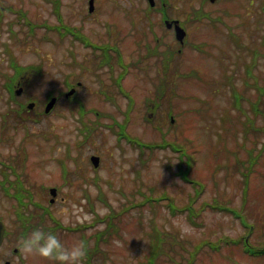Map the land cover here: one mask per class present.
<instances>
[{"label": "rangeland", "instance_id": "1", "mask_svg": "<svg viewBox=\"0 0 264 264\" xmlns=\"http://www.w3.org/2000/svg\"><path fill=\"white\" fill-rule=\"evenodd\" d=\"M180 1L176 11L183 17L194 3ZM0 2L4 8L0 13V183L1 179L20 181L17 188L7 187L6 195L0 184V214L10 212L14 231H20L15 224L22 217L27 218V235L35 225V229L54 233L66 247L82 243L83 264H147L155 228L169 232L155 264H184L197 249L193 264H264V254L251 256L243 239L248 233L252 245L264 240V150L247 188L241 174L249 155L257 153L264 141V103L259 100L257 108L252 106L257 96L264 100V0L218 2L222 16L226 5L239 13L226 19V24L220 23L225 33L232 27L230 37L221 34L213 40L217 32L208 25L191 23L181 52L170 55L165 87L157 91L158 96L162 52L169 44L178 45L158 24L159 39L146 31L143 35L139 21L132 32L123 34L122 65L104 54V45L103 50L93 46L104 44V13L81 18L80 8L87 7L83 0ZM104 2L108 0H97V9L104 10ZM8 6L26 10L33 27L18 19L19 10ZM75 10V17L68 13ZM80 20H84L80 34L86 35L89 44L67 33L60 37L55 27ZM130 26L125 23V30ZM146 42L155 53L145 55ZM11 56L20 64L42 67L40 75L14 98L3 87V75L12 70ZM246 63L252 65L250 75ZM122 72L121 85L129 95L115 82ZM78 80L80 103L63 95L50 112L42 113L49 91H66V82ZM11 84L9 77L7 88ZM150 98L158 102L153 112ZM26 99L37 102L36 115L24 110L20 117L9 113L2 126L1 113ZM130 99L133 104L127 114ZM120 124L146 144L160 141L162 135L183 143L195 156L189 174L204 183L202 191L196 195V184L177 173L180 157L185 159L179 150L169 144L150 149L132 143L118 133ZM91 154L99 156L96 167ZM51 186L57 192L49 202ZM29 191L32 201L22 197L25 204L21 203L17 194ZM163 194L166 197L159 199ZM192 197V209H178ZM111 208L119 211L116 217L95 218L104 217ZM109 221L114 228L106 230ZM245 223H254L252 231ZM227 237L232 242L220 241ZM240 237L238 243L233 242ZM19 240L11 239L10 244ZM214 243H220L219 247L213 248ZM3 253L11 264H53L40 257L12 254L9 249Z\"/></svg>", "mask_w": 264, "mask_h": 264}, {"label": "flooded vegetation", "instance_id": "2", "mask_svg": "<svg viewBox=\"0 0 264 264\" xmlns=\"http://www.w3.org/2000/svg\"><path fill=\"white\" fill-rule=\"evenodd\" d=\"M90 0H83L87 4V7L84 8L81 7L80 10L82 11L81 18L83 17H89L94 15L96 12L99 14L104 13V46L105 45H111L112 47H118L120 52L121 47L123 45L124 36L123 34H126L127 32H132L133 26L137 21H139V24L143 26H139V31H146L149 32L154 39H159L160 35L158 36L156 34V25L158 24L161 30H164L168 33V35H171L177 42L178 45L175 46V48L170 47V44L167 45V48L163 50L162 53L164 55H172L174 52H181L182 45H184L185 42H187V38L189 37L190 29L192 26H190L191 23H205L209 26L210 31L217 32L215 37L212 39H216L218 35L221 34H227L229 37L233 34L232 27H229V30L225 33L220 27L221 24H226V19H232L236 16L237 13H235V10H231L230 5H226L223 10L226 12L224 16L220 14V7H217L218 2L221 0H192V4L189 7V10L186 11L185 16H181L179 12L176 11L178 8L177 5H179L180 0H108V2H104V10H101V7H96L97 0H93L94 8L92 11L88 10ZM225 2H228L229 4L234 0H223ZM110 5H114L116 8L111 9ZM196 7V8H195ZM207 7V9H205ZM191 8V10H190ZM195 8V9H194ZM1 9H4L1 6ZM68 12V11H66ZM71 16L75 17L76 10L73 12H68ZM112 14V15H110ZM217 14V15H216ZM227 15V16H225ZM21 16L27 17L26 10L22 9ZM60 17V14H58V18ZM24 20V18H21V20ZM22 22V21H21ZM27 22V20H26ZM125 23H131L132 26H130L129 29L125 30L124 24ZM176 25L182 27L185 30V36H184V42L181 44L176 39ZM60 26V25H59ZM84 29V20H80L79 23L77 22H70L69 23H63L61 26V29L59 31V35L62 36V33L64 31H67L68 35H75V31L83 32ZM131 29V30H130ZM136 29V28H135ZM62 30V31H61ZM111 30H114V33H110ZM146 32L143 33V35ZM139 35V34H138ZM77 39V38H75ZM147 48L146 54L155 53L156 50L151 49L149 43H145ZM176 45V44H175ZM194 46V44H190ZM125 46V44L123 45ZM133 49V47H132ZM198 50H203L205 52L203 47L198 48ZM109 51V52H108ZM108 52V53H107ZM207 52V51H206ZM114 53V50L112 48H104V54ZM105 65V64H104ZM19 85L21 84V80L18 81ZM4 87V85H3ZM5 88V87H4ZM151 98L148 99L149 102H151ZM5 182H8L7 185H4ZM1 188H3L2 193L4 195L7 194L8 190H6L7 187H10L13 185L19 187V180L15 179H1ZM17 184V185H16ZM22 197H25L26 199L29 197L28 192H23L21 194ZM25 200L22 199L23 204ZM45 211H47L46 207H43ZM5 211H9L6 210ZM0 221L4 224V235L2 238V241L0 243V264H6L7 262L11 264V259H8L5 254L3 253L4 249H9L10 253L12 254H19L17 244L11 245V239L17 240L18 238H22L27 236V218L18 217L19 224H15L19 226L20 231H14L15 226L14 225V219L12 218L10 212H1L0 214ZM12 236V238H11ZM11 247V249H10Z\"/></svg>", "mask_w": 264, "mask_h": 264}, {"label": "trees", "instance_id": "3", "mask_svg": "<svg viewBox=\"0 0 264 264\" xmlns=\"http://www.w3.org/2000/svg\"><path fill=\"white\" fill-rule=\"evenodd\" d=\"M232 40L234 41V39H232ZM9 51H10V49H9ZM171 58H172L171 56L165 55L163 60H162V62H163V66H162V68H163V77L160 78L159 90L158 89L156 90V94H157V91L158 92L163 91V88L165 87L164 81H165V77H166V74H167V71H168L169 61L171 60ZM10 60H11V66L13 68V71H12V73L10 75V77L12 78V83H13L11 87H13L14 84L18 80H20V78H21L22 74H24L25 70L27 71V76H26V78L24 80V85L25 86H27L29 83H31L33 77H35V75L40 74L41 71H42V68H41V66L39 64L33 63V64L25 65V66L19 65L16 62V60L13 58V56H11ZM116 60L120 61V63H122L121 57H120L119 54H117ZM253 63H254V61H253ZM122 65H124V64L122 63ZM123 74H124V72H122L119 75V77L116 79V82L119 85H121V79L123 77ZM190 74L196 76L197 78H200V79L202 78L201 75L196 70H192V71L190 70ZM246 74L247 75L252 74V65L251 64L249 65L248 63H246ZM10 90H12V88H10L9 91ZM260 93H263V92L260 91ZM157 96H158V94H157ZM157 96H156V98H157ZM257 97H258V99H256L253 102V104H252V106L255 107V108H257V106H258L256 103L259 100H261L264 103V100L260 99L261 96H257ZM69 99L70 100H76L78 103H80V99L77 97L76 93L74 95H72ZM157 103L158 102L155 100V98H153L152 101H151V104L149 106L150 107L149 108L150 112H153V110L156 108ZM81 105H83V104L81 103ZM15 110H17L15 107L12 108L11 106H9V108L6 109V111H4L2 113L4 115L5 113L14 112ZM19 110L27 111V112H29L31 114H34V116L36 115L35 114L36 113V109L28 110L27 108H25L24 104L20 105ZM261 110L264 113V108L261 109ZM42 113H44V111H42ZM3 118L4 119H3L2 126L4 125L5 121L7 120V116L4 115ZM120 126L124 127L123 124L120 125ZM128 136H130V135H128ZM136 137L137 136H131L130 139H131V141L133 143L136 144V142H137V144L140 145V146L147 145V146H149L150 149H153L155 147H165V146H167L169 144V145L172 146V148H174L176 150H179L181 156L185 155V157H184L185 159H183V157H180L181 160H180V163L178 164L179 169L177 170V173H179L185 180H187L189 182H193V183L196 184V186H197L196 195H198L202 191V189L204 187V183L201 182L200 180H197L196 177L191 176L189 174V172L191 171V169H192V167L194 165L195 156L192 153L187 151L186 146L183 143L177 142L176 139L169 141L162 135V139L160 141L157 140V141H154V142H148V144H146L144 141H141L140 139H138ZM263 150H264V141L262 142V147H260L259 151L257 153H255L254 155L250 154L248 159H247L248 163L243 165L244 166V170H241V174L243 176V182H244L245 188H247V186H248L249 175L254 170V168H253L254 164L257 162V160L259 158V155L263 152ZM183 163H185L184 167H182ZM8 166H11L12 170L15 169L13 167V165L8 164ZM19 185H20V183H19ZM28 194H29L30 201H32V197H31L32 193H31V191H29ZM17 197H18L19 201H22L21 193L17 194ZM86 197H87L88 201H90L89 196L87 195ZM165 197H166V194H163L161 197H159V199L165 198ZM146 199H148V197ZM147 201L150 202L151 200L148 199ZM192 202H193V197H192L191 201L188 204L186 203L184 206L178 207V209L179 210H184V209H189V208L192 209ZM223 205H225V204H223ZM220 207H224V206H220ZM191 213L193 214L194 212L191 211ZM118 214H119V211H116V210L111 208V211L109 213H107L106 215H104V217H100V216L97 215L95 218L100 220V219H105V217H108V216L116 217ZM110 223H111V221H109V224H108L106 230H108V228H114V224H110ZM245 225H247L251 229L250 231H252L253 226H255L254 223L253 224L245 223ZM30 227H31V225H30ZM68 228H70V227H68ZM33 229H35V225H33ZM168 233L169 232H167V231H160V230L155 228V235L156 236H155V238L151 239V248H152V250H151V252L149 254V257H148L149 259H148V263L147 264H155V259L159 256L160 252L163 251V247L161 246L162 242L168 241V236H169ZM247 237H248V233H247V235L243 236L244 245L247 244L248 246H250L251 249L246 247L245 251L247 253H249L251 256H259L260 254H264V240L261 241L258 245H252L250 240H248V242L245 241V238H247ZM241 239H242V237H240L239 239H236V241H233V242L238 243ZM231 240L232 239L227 237V238L221 239L220 241H223L225 243V242H228V241L232 242ZM206 243H210V242L207 241ZM219 244L216 245V243H214L213 248H218ZM202 245H204V244H201V246ZM199 250L200 249H197L195 251V255H191V257H188L184 264H193L195 262V259H196V252L199 251ZM88 263H90V262L88 261Z\"/></svg>", "mask_w": 264, "mask_h": 264}, {"label": "clouds", "instance_id": "4", "mask_svg": "<svg viewBox=\"0 0 264 264\" xmlns=\"http://www.w3.org/2000/svg\"><path fill=\"white\" fill-rule=\"evenodd\" d=\"M17 248L26 257H40L52 261L53 264H83L86 256L82 243L66 247L54 233L39 228L22 237L18 241Z\"/></svg>", "mask_w": 264, "mask_h": 264}, {"label": "water", "instance_id": "5", "mask_svg": "<svg viewBox=\"0 0 264 264\" xmlns=\"http://www.w3.org/2000/svg\"><path fill=\"white\" fill-rule=\"evenodd\" d=\"M93 8V3H92V0H90V7L89 9L92 10ZM185 34V31L183 30V28H181L180 26H176V37L177 39H179L180 41H182L183 39V36ZM21 89H18L17 92H20ZM74 91V89H70L68 92H67V95L72 93ZM55 97H52L48 103L46 104L45 106V111H49L50 108L53 106L54 102H55ZM33 106V103H29L28 104V107H32ZM90 160L93 164L94 167L98 166L99 164V156L97 155H91L90 156ZM50 193L52 195V198L50 199V201H53V196L56 194V188L52 187L50 188ZM3 235H4V224L0 221V243L2 241V238H3ZM6 264H9L8 262Z\"/></svg>", "mask_w": 264, "mask_h": 264}]
</instances>
